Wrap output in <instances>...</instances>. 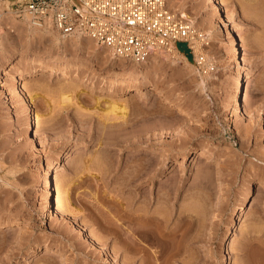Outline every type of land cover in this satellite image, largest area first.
I'll return each mask as SVG.
<instances>
[{
    "label": "rangeland",
    "instance_id": "obj_1",
    "mask_svg": "<svg viewBox=\"0 0 264 264\" xmlns=\"http://www.w3.org/2000/svg\"><path fill=\"white\" fill-rule=\"evenodd\" d=\"M167 1L206 34L209 46L200 48L212 70L204 73L195 57L197 68L189 71L183 59L179 67L161 57L135 63L95 52L89 42L57 45L38 38L25 44L26 51L38 52L32 57L40 65H68L71 75L28 76L20 82L23 97L13 80L5 77L9 96L0 83V219L26 225L0 230V264H147L123 240L154 253L156 264H166L156 252L170 249L177 256L168 264H222L226 252L228 264H264V0H223L221 11L213 0ZM227 14L231 19L224 24ZM12 24V48L7 45L0 68L25 40L24 30ZM230 29L238 34L241 59L231 51ZM27 57L24 67L32 65ZM238 69L251 116L231 99ZM143 82L142 93L131 97ZM154 86L185 101L194 115L170 107L152 93ZM79 88L82 106L63 101L62 95ZM120 88L128 112L100 110L107 103L98 108V98ZM31 93L39 95L33 112L51 110L34 120L41 139L28 128ZM62 148L68 150L55 173L54 197L65 217L52 218L43 178L49 158ZM69 185L72 206L65 201ZM251 185L246 220L232 230ZM147 215L164 217L163 234L172 237L155 234L158 242L152 244L136 232L155 225L139 224L137 217ZM46 247L62 254L44 256Z\"/></svg>",
    "mask_w": 264,
    "mask_h": 264
},
{
    "label": "bare ground",
    "instance_id": "obj_2",
    "mask_svg": "<svg viewBox=\"0 0 264 264\" xmlns=\"http://www.w3.org/2000/svg\"><path fill=\"white\" fill-rule=\"evenodd\" d=\"M28 1L29 0H18V1L16 0V2H17L16 4H14V2H12L11 0H4V1L0 2V58L2 57V55H4L6 53L7 45L8 46L10 45V47L12 48V43H11V39H10L11 37L9 38V35L12 34V33L11 34H9V33L15 31V30H13L15 28H14V25L12 24V22L15 23L17 28H22L24 30V35H25L24 36L25 40L23 43L22 42H21V44L13 43V44H15L14 45L15 48L13 47L14 50L11 53L10 61L2 64V66H1L2 68H0V75H1L0 83H2L1 88H4L3 91L6 92L5 96L11 95V93H10L11 91L8 89L9 87L6 84L5 77L13 80V82H15L19 86V88H20L19 92H21L20 93L21 96L22 95L25 96L27 93L24 92L25 89H24L23 85L20 84V82L23 79L27 78L28 76L42 74L40 77L59 76V78H68L71 75L70 71H69L70 67L66 64L63 65L62 68H60V66L55 64V63L40 65L38 63V61H36L37 58L32 57V55L37 56L39 53L36 51H32V52L26 51L27 47L25 46V44L27 45V44L31 43V41L33 42V39L46 38V39L51 40V42L53 44H57V45H59V44H62V45L65 44L66 45V43L68 42L69 39H75L77 42H80V44H83L84 42H89V43H91V46L94 48L93 50L95 52H97V51H100L102 53L108 52L106 55L111 54V57L112 56L115 57L109 50H107L106 48L98 46L90 37L84 35L83 33L65 35L57 27H55L53 25L52 21L49 18H44V20L37 19L34 16V14L30 10H28V8H27ZM170 1L174 2L175 0H170ZM213 1L215 3V8L218 11H221L222 6H223V0H213ZM250 1L254 2V0H250ZM177 14L181 18L187 19V18L183 17L181 13H177ZM230 19H231V16L229 14H227L226 17L222 20V22L224 24H228ZM187 20H189V19H187ZM189 21L195 23L193 20H189ZM195 26H196V24H195ZM196 28L199 29L197 26H196ZM229 38L231 39V51L235 54L236 59H241L243 56L242 55V49H241L240 43L238 42V34H237L235 29H230ZM193 47H194V50L191 49L192 47H190V46L188 47L185 45V48L183 50L186 51V53L183 50L182 51L176 50L174 52L157 51L151 58H156V60H157V57H161V58H163L162 59L163 61H168L171 63L172 66H175V67H177V66L179 67V65L181 64L182 59H183L186 63L188 70L194 71L195 68H197L196 67L197 64L195 62V59L193 58V57H195L194 53L196 55H198V51L201 50V48H200V46L196 47L195 45ZM27 56H30V57H27ZM183 56H189V59H184ZM26 57H27V59H31L30 62L32 65H30L29 67H24V62L21 61L22 59H24ZM243 60L245 62H247L246 57H244ZM146 61H148V60H146ZM4 67H10V68L8 71H3ZM200 72L201 71H199V73ZM80 81L85 82L84 79H79V82ZM79 82H77V83L79 84ZM244 82H245L244 75L242 74L241 69H238L237 70V76L234 79L235 85H234V88H233L232 93H231V99H232V102L235 105V107L244 109L245 113L248 116H251L252 111L244 104V101L242 98V92H243L244 86H245ZM146 83L147 82H143V83H141V85L139 87L133 89L131 91V93H133V92L134 93L131 94V97H135V96L141 94L142 89L146 86ZM67 90H68V88H67ZM80 90H81L80 88L77 91L75 90L76 91L75 95H73L71 90H69L67 93L64 92L65 94L62 95L63 101L66 103L67 102L69 103L70 101L74 100L79 106L80 102H81V101L79 102V94H80L79 91ZM124 91H125L124 88L123 89L120 88V89L113 91L109 96H107V97H109L107 99L98 98V100H97L98 108H101L100 104L102 102H106L107 103V104H105L106 107H104V109H100L104 113H110L111 112V113H115V114H118V113L126 114L128 112L127 108H126L127 104L125 103L126 101L121 100L119 97L121 92H124ZM152 93L163 97L164 102L169 104L170 107L175 108L176 110L183 112L189 116L194 115V110L192 109V107H190V105H188L185 101H182L178 98L171 97V95H169L168 92L164 88L159 87V86H154ZM38 97H39L38 93H31V95L27 101V104H28L27 109H28V112L30 114V118H29V122H28V128L35 130L36 137L41 139L42 136H41L39 129L34 127L36 125V121H34V120L36 118V115H37V117H41L43 115L45 116V115H48V113L51 110H48L43 114L38 112V111H35V109L33 112V108H35L34 105L36 104ZM69 104H71V103H69ZM80 106H82V105H80ZM64 110H67V109L64 107ZM257 126H262L260 121L257 123ZM67 150H68L67 148L66 149L62 148V149L56 151L49 158L47 166H46L44 178H43L44 186H45L43 199L45 201V206L49 212L48 214L52 218L55 216L65 217V214L62 211L60 203L58 201H56V199L54 197V192L56 190L55 173L57 171L59 162H60V160L64 154V151H67ZM200 154L204 155L203 153H200ZM187 158H188V151L186 150L184 152L182 162L186 161ZM70 187L71 186L69 185L67 188L65 187L66 190L64 189L65 194H66V200L65 201H66L67 205L72 206L73 205L72 198H71L72 192H71ZM254 193H255L254 185H251V188H249L244 193V195L242 196L241 204L238 207L237 214L232 219V222H231L230 227L232 230L236 229L238 227L239 223L244 222L246 220V213H247L250 201H251ZM130 217H132V216H130ZM137 218L139 220H141V223L139 221L140 225L142 223L144 225L146 224L148 226H149V224L150 225L155 224V225H153V227L149 226L148 229H140L139 230L136 228V230H135L143 238H145L146 240H148L152 244H157V242H158V241H156L155 234H159L160 236L167 238V239L172 237V235H167L165 233L163 234L164 231L162 229L163 228L162 225L164 222L163 221L164 217H160L159 215L153 216V217L152 216L148 217V215H147L145 217L141 216V217H137ZM135 219L136 218H134V220ZM24 228H26V225H22L17 220L0 219V230H5V231L15 230V229L22 230ZM122 245H128V248H130L131 252L134 255L142 253V257L147 262V264H156L152 260L154 253L152 254L148 250H142L140 248H137L136 243L134 241L123 240ZM226 247H227V241H224L221 248L224 251H226ZM172 248H175V246ZM54 252H60L59 254H62V252L60 250H55V248H53V247H46L44 256L52 254ZM214 253H215L214 249H212V248L209 249V254H214ZM155 256L157 257L156 259L160 258V259H162L163 263L168 264L169 261L173 260V258L177 256V253L173 252L172 249H170V250L161 251V252H159V254H158V252H156ZM229 258H231L230 253L226 252L224 255L222 264H228ZM63 263L66 264V261L63 260ZM187 263H188V261H187ZM187 263H185V264H187Z\"/></svg>",
    "mask_w": 264,
    "mask_h": 264
},
{
    "label": "built area",
    "instance_id": "obj_3",
    "mask_svg": "<svg viewBox=\"0 0 264 264\" xmlns=\"http://www.w3.org/2000/svg\"><path fill=\"white\" fill-rule=\"evenodd\" d=\"M27 8L37 19L49 18L63 34L83 33L115 57L135 63L157 51L209 46L206 34L167 0H29ZM194 55L204 73L212 70L203 51Z\"/></svg>",
    "mask_w": 264,
    "mask_h": 264
}]
</instances>
